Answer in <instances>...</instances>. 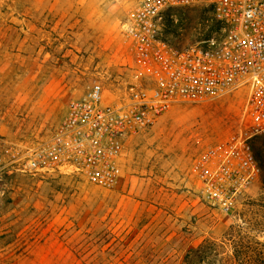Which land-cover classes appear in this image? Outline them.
<instances>
[{
    "label": "rangeland",
    "instance_id": "obj_1",
    "mask_svg": "<svg viewBox=\"0 0 264 264\" xmlns=\"http://www.w3.org/2000/svg\"><path fill=\"white\" fill-rule=\"evenodd\" d=\"M138 1L0 0V264H182L205 239L230 258L234 230L264 241V136L255 141L262 173L233 212L203 197L194 171L206 148L235 131L245 90L177 103L129 137L110 188L3 168L6 142L50 139L68 103L101 73H110V89L125 83V23ZM174 14L167 37L175 44L216 27L203 7Z\"/></svg>",
    "mask_w": 264,
    "mask_h": 264
},
{
    "label": "built area",
    "instance_id": "obj_2",
    "mask_svg": "<svg viewBox=\"0 0 264 264\" xmlns=\"http://www.w3.org/2000/svg\"><path fill=\"white\" fill-rule=\"evenodd\" d=\"M203 7L215 29L194 42L167 37L175 11ZM131 41L129 76L114 89L109 72L68 103L53 136L35 145L5 143L3 168L36 175L77 174L110 188L126 141L177 103L201 104L247 92L235 131L195 160L199 191L231 213L258 180L255 141L264 136V0H139L125 23Z\"/></svg>",
    "mask_w": 264,
    "mask_h": 264
},
{
    "label": "trees",
    "instance_id": "obj_3",
    "mask_svg": "<svg viewBox=\"0 0 264 264\" xmlns=\"http://www.w3.org/2000/svg\"><path fill=\"white\" fill-rule=\"evenodd\" d=\"M256 152V150H255ZM256 156L261 164L259 156ZM262 166V165H261ZM230 233L233 255L225 258L221 245L212 239H205L189 249L182 264H264V241L244 236L241 231Z\"/></svg>",
    "mask_w": 264,
    "mask_h": 264
}]
</instances>
